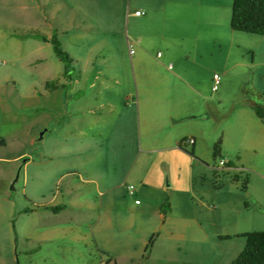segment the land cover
I'll return each mask as SVG.
<instances>
[{
  "label": "rangeland",
  "instance_id": "1",
  "mask_svg": "<svg viewBox=\"0 0 264 264\" xmlns=\"http://www.w3.org/2000/svg\"><path fill=\"white\" fill-rule=\"evenodd\" d=\"M182 2L168 3L175 12L173 16H182L185 7L190 12L189 2L187 5ZM129 4L139 7L141 12L146 7L151 9L149 22L133 20L130 13L136 8ZM221 4L225 13L220 14L218 23L222 24L231 15L232 0H221ZM158 7L156 0H0V127L8 131L16 123L23 134L32 132L38 138L51 123L61 125L64 118L50 109L52 96L45 84L52 83L51 77L63 79L64 63L48 41L59 35V42L67 48L64 45L67 36L55 28H83L75 21L79 19L85 22L87 31L94 30L86 37L96 40L102 37L112 44L110 51L115 55L109 56L102 66L105 73L117 76L109 88L113 98L119 101L120 112L119 121L111 125V131L120 124L123 143L133 148V152L129 151L132 158L113 180L116 202L105 203L102 199L104 203H100L102 189L83 184L89 205L79 210L81 222L75 228L78 235L86 237V249L81 246L80 251L77 245L72 249L70 242V246L62 245L61 255L56 250L47 261L46 254L51 252L38 243L33 257L36 264H229L245 244L238 234L264 230V124L250 107L255 102L264 109V35L233 31L229 18L225 33L222 27L216 29L219 40L207 38L201 56L195 61L178 48L180 25L175 17L166 16L163 27L159 26L155 18L160 11ZM158 28L159 32L163 28V35L169 41L158 37ZM230 32L245 39L239 43L234 37L232 41ZM143 44L146 59L161 56L160 61H165V69L160 67L162 86H156L150 79L146 84V113L141 93L143 66L137 62ZM72 47L70 44L67 48L71 59L78 52L70 50ZM38 55L42 58L40 62L35 59ZM180 68L204 85L209 79L212 86L214 74L220 77L216 90L204 91L209 103L204 105L201 119L173 122L171 105L177 104V100L171 102L174 98L170 100L166 93L158 98L151 92L169 89L172 80L168 75ZM98 71V66H94L87 73L94 75ZM70 73L74 71L69 70L66 76ZM259 79H263L261 83ZM257 84L261 93L256 90ZM99 131H105L104 126ZM160 132L168 137L161 143L154 139L145 144L147 134L151 137ZM192 134L198 137L193 154L191 146L182 145L181 149L169 137L188 138ZM217 140L221 142L220 156L213 159ZM37 142L35 146L39 147L46 142L45 149L52 156L50 165L54 167L50 169L56 180L53 189L57 193L54 202L57 205L61 198L59 190L65 189V179L56 183L72 163L66 158L67 143L62 131L56 129ZM220 161L230 162L231 167L224 168ZM17 172L19 175V169ZM130 185L135 196L127 191ZM166 199L169 209L165 208V225L162 231L154 233L153 245L146 249L149 240H146V221L152 218V212L146 215L141 209L155 210L150 202L158 203L160 208ZM76 214L69 207L60 218ZM106 217L107 229L94 228L97 220ZM102 232H109L113 239L101 240L98 245L107 247L97 250L96 241ZM20 262L23 264V259Z\"/></svg>",
  "mask_w": 264,
  "mask_h": 264
},
{
  "label": "crops",
  "instance_id": "2",
  "mask_svg": "<svg viewBox=\"0 0 264 264\" xmlns=\"http://www.w3.org/2000/svg\"><path fill=\"white\" fill-rule=\"evenodd\" d=\"M172 1L175 3V0H156L160 11L155 18L160 24L159 26L163 27L168 16L175 17L174 20H177L180 25L178 26L180 30L178 35L179 42H177L178 48L186 52L190 57H194L196 61V57L202 54L204 43L208 40L207 38L211 37L213 40H219L216 29L222 27L225 33V26L228 27L230 14L228 21L221 24L218 23V18L221 13H225L224 10H221V0H179L183 1L181 4L185 5L189 2L190 12L187 11L188 7H185L184 16H173L175 12L172 9L170 10L168 4L172 3ZM129 6L136 8L130 13L133 20H146V23L149 22L151 9L146 7L143 9V15L136 16L134 12L139 11L140 9H137L139 7L131 4ZM180 13H182V10ZM75 21L78 26L83 28L76 27L71 30H65L61 28L62 26L59 27L61 29L55 28V30L67 36L64 45L68 48L72 44L73 47L70 50L75 49L78 51L76 57H72L69 67L66 68L64 64L63 79L50 78L52 83L59 86L51 91L50 109L57 111L64 119L61 125L59 123L56 125L51 123L53 125H49L48 129L43 130L44 133L40 139L45 140L46 134L55 131V129L62 131L64 142L66 141L67 143L65 146L68 150L66 158L69 162H72L70 164L71 167H68L59 176L60 178L56 183L59 184L65 179L64 190H59L56 187L61 195L57 205L54 203L57 193L53 189L56 180L53 170L50 169L54 166L50 165L52 156L45 149L46 142L43 143V141L40 147L38 145L35 146L39 140L35 138L34 133L31 132V135L23 134L20 126L16 123L12 124L8 131L0 127V264H15L17 260L19 264H22L20 262L21 259H23V264H36L33 257L39 248L38 243L45 245L48 251L51 252L46 254L47 261L51 260L52 254L57 252L60 254L62 245L70 246V242L72 249L77 247L80 251L82 248L86 249V237L78 235V231L75 228V225L81 222L79 210L81 207L85 208L89 205L87 198L84 196L86 191L83 188V184L85 186L93 184L97 189H102L99 191L100 203L103 202L102 199H104L105 203L116 202L113 180L115 175L119 173L120 168L123 170L125 163L132 158L129 156V151L133 152V148H127L123 143L124 139L120 137V124L116 125V128L111 131V125L119 121L120 112L119 101L113 98V91L109 88L111 82L117 80V76L105 73L102 66L106 65L109 56L115 55L112 50L110 51L112 44L106 42L107 40H103L102 37H100V40L86 37L94 30L87 31L84 21L79 19ZM153 30L155 31V28ZM228 35L231 36L232 41L236 37L239 43L245 39V37L236 36V34L231 32ZM158 37L165 39V42L170 39L163 35V28L160 29ZM58 40L60 41V39ZM60 45L63 51L65 49L67 53L68 49L63 44L60 43ZM143 45L140 47L141 53L137 62L138 65L143 66V73L140 74L142 80L141 93L143 96V112L146 113V84L150 79L156 86H162L160 82L162 80L160 67L163 70L165 69V61H160L161 56H156V58L147 56L148 58L146 59V45ZM167 48L169 49L168 45ZM35 59L39 62L42 60L39 55ZM72 66L74 67L72 68ZM76 66L80 67L75 72ZM88 66L89 69L87 70ZM94 66H98L99 71L94 75L87 73ZM71 69L74 74L70 73L66 76ZM171 69L174 70V67ZM168 77L172 80L169 89L158 88L151 92L155 93L158 98L166 93L169 95L170 100L171 97L174 98L171 102L177 100V104L171 105L174 109V112H172L173 122H182L196 117L201 119L204 105L206 106V102L207 104L209 103L208 98L205 99L204 91L208 92L209 89H212L209 79L204 85L200 83L197 77L192 76L183 68H180V71L176 70L175 73L169 74ZM262 77L264 78V76ZM261 80L259 79L258 82L261 83ZM256 88L257 92H262L258 84ZM137 102L139 103V97ZM144 115L146 116V114ZM100 126H104L105 131H99ZM92 131L95 133H92ZM149 136L147 134L145 139L146 145H149L154 139H156L154 142L161 143L168 137L162 132L158 133L157 136L156 134ZM182 136L169 135L175 141V144L182 142V139L185 141L188 138H192L194 140L192 145H188L185 142L182 145L183 147L191 146V151L194 152L197 148V134H192L188 138ZM121 140L123 141L121 142ZM23 158L25 160L21 162ZM18 169L19 175L15 180L14 176ZM18 181H20L19 184L17 183ZM14 182L16 183L13 187ZM142 192L143 190H141ZM131 195L135 196L134 188ZM59 205L64 208L58 213H53L49 209ZM136 205H139V203ZM149 205L155 210L141 209V212L146 211V215H151L152 212V218L146 221V240L154 235L155 232L162 231L166 221V214L162 215L160 210L157 211L159 208L158 203L153 204V202H150ZM69 207L75 209L77 214L64 216L66 218L63 219L60 218V215L65 213ZM24 210L28 211L25 212ZM95 226L107 229L108 217L104 220H97L94 228ZM103 239L112 240V234L109 236V232H102L98 235L96 241L97 250H99L98 248L103 250V248L107 247L98 245ZM56 250L57 252H55ZM31 258H33V261Z\"/></svg>",
  "mask_w": 264,
  "mask_h": 264
},
{
  "label": "trees",
  "instance_id": "3",
  "mask_svg": "<svg viewBox=\"0 0 264 264\" xmlns=\"http://www.w3.org/2000/svg\"><path fill=\"white\" fill-rule=\"evenodd\" d=\"M229 26L233 31H239L243 33H251L264 35V0H232L231 15ZM49 43L52 45L56 56L65 64V67H69L71 58L61 48L60 42L56 36L49 39ZM59 87L55 83H46L45 88L49 91H53ZM251 109L254 111L258 119L264 124V109L262 106L252 102L250 104ZM182 142H179L177 146L182 147ZM220 140H217L213 145L212 156L216 159L220 156ZM193 154V151H191ZM224 168L231 167V163L225 161ZM246 183L242 184V189L245 190ZM64 207L62 205L50 207L49 209L53 213H58ZM169 209V203L166 202L159 208L160 214H166V209ZM27 212L28 210H24ZM237 236L245 239V245L242 251L229 263V264H264V230L263 231H250L238 234ZM155 235H152L148 242L146 249L151 247L154 242ZM220 239H230V236H219Z\"/></svg>",
  "mask_w": 264,
  "mask_h": 264
},
{
  "label": "built area",
  "instance_id": "4",
  "mask_svg": "<svg viewBox=\"0 0 264 264\" xmlns=\"http://www.w3.org/2000/svg\"><path fill=\"white\" fill-rule=\"evenodd\" d=\"M134 14L136 16H141V15H143V12H141V11H135ZM128 47H131V45L129 44ZM130 53H132V50L130 51ZM219 81H220V77L218 75L214 74L213 77H212V90H216L217 85L219 84ZM184 142L186 144H188V145H192L193 142H194V140L192 138H188ZM224 162L225 161H220V164L222 166H224ZM127 189H128L129 194H132L133 193V186H129ZM135 203L138 204L139 201L136 200Z\"/></svg>",
  "mask_w": 264,
  "mask_h": 264
},
{
  "label": "water",
  "instance_id": "5",
  "mask_svg": "<svg viewBox=\"0 0 264 264\" xmlns=\"http://www.w3.org/2000/svg\"><path fill=\"white\" fill-rule=\"evenodd\" d=\"M43 133H44V131L40 132V134H39L37 140H40V139L42 138ZM17 176H18V172H17V174H16L15 180H16Z\"/></svg>",
  "mask_w": 264,
  "mask_h": 264
}]
</instances>
